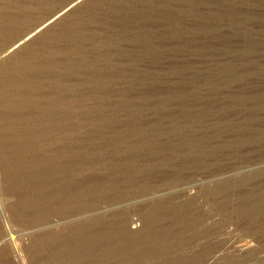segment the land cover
Masks as SVG:
<instances>
[{
  "label": "rangeland",
  "instance_id": "rangeland-1",
  "mask_svg": "<svg viewBox=\"0 0 264 264\" xmlns=\"http://www.w3.org/2000/svg\"><path fill=\"white\" fill-rule=\"evenodd\" d=\"M5 231L0 264H264V0H0Z\"/></svg>",
  "mask_w": 264,
  "mask_h": 264
},
{
  "label": "bare ground",
  "instance_id": "bare-ground-1",
  "mask_svg": "<svg viewBox=\"0 0 264 264\" xmlns=\"http://www.w3.org/2000/svg\"><path fill=\"white\" fill-rule=\"evenodd\" d=\"M68 8H69V6L62 8L55 15H58L59 13H62L64 11H66V9H68ZM32 33L33 32H30L28 34V36L31 35ZM22 40L23 39L18 40L16 43H19ZM47 104H48L47 111H46L47 115L50 118L51 117H55V119H48L47 120L48 121L47 124L55 132V134H57L58 139H62V137H61L62 128L61 127H62L63 119H64L63 108L61 107V105L57 104L56 102L55 103L54 102L53 103L52 102H48ZM55 148H56V146H55ZM62 159H63V155L61 154L60 151L55 152V153H53V152L49 153V156L46 159L48 172L51 173V174L53 173V175L58 176V178L62 177V174H63V171H64L63 164H62ZM10 234H9V232L5 231L4 234L1 235V237H0V246L3 245V244H6L13 251V248H14V245H15L14 244V240H13L14 238H12V236Z\"/></svg>",
  "mask_w": 264,
  "mask_h": 264
}]
</instances>
